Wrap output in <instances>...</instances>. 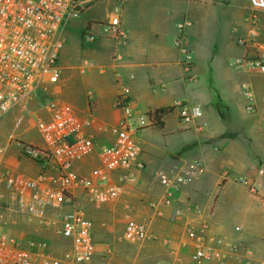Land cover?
Listing matches in <instances>:
<instances>
[{
  "label": "crops",
  "instance_id": "obj_1",
  "mask_svg": "<svg viewBox=\"0 0 264 264\" xmlns=\"http://www.w3.org/2000/svg\"><path fill=\"white\" fill-rule=\"evenodd\" d=\"M115 7L113 0H103L66 24L72 52L52 85L60 99L76 96V106L71 105L90 121V133L99 144L113 143L111 128L125 116L115 107L121 93L131 100L135 126L141 121L139 128L145 131L140 137L145 170L134 171V182L124 180V170L111 175L122 189L116 203H97L79 191L93 224L99 253L95 264H113L115 259H121L120 264H194V245L186 230L190 225L200 229L203 223L208 225L206 235L224 241L220 255H212L206 264H264V150L256 154L255 160L261 159L254 165L245 160L240 144L246 138L230 134L244 131L240 116L250 104L260 112L255 121L260 124L258 133L264 124V74L236 65L264 52V12L258 14L260 36L243 46L238 39L248 34L249 0H127L121 10ZM114 16L120 17L126 34L121 47L106 31ZM181 22L188 23L190 68L175 46ZM86 32L95 36V42L83 40ZM82 47L81 72L87 74L78 82L76 68L69 64L76 62ZM84 86L95 96L92 109ZM244 86L253 93L251 101L244 96ZM180 103L201 105L202 117L181 121L176 108ZM160 109L172 110L163 118L164 128L155 129L148 114ZM190 161H202L205 173L182 185L172 205H162L168 186L158 174L174 179ZM28 165L26 170L36 176L40 167ZM97 165V158L88 157L77 162L74 171L85 175ZM191 207H199L202 214ZM128 217L147 224L156 239L126 241ZM233 245H239L235 252Z\"/></svg>",
  "mask_w": 264,
  "mask_h": 264
},
{
  "label": "built area",
  "instance_id": "obj_2",
  "mask_svg": "<svg viewBox=\"0 0 264 264\" xmlns=\"http://www.w3.org/2000/svg\"><path fill=\"white\" fill-rule=\"evenodd\" d=\"M103 0H0V121L9 113L27 112L39 95L48 92L60 77L59 58L63 50L66 24L81 17L86 8ZM115 10H121L127 0H113ZM250 13L246 18L248 34L238 43L246 46L260 36L259 13L264 12V0H249ZM187 22L178 24L175 46L181 51L182 63L191 67L187 48ZM117 47L125 45V32L120 17L114 16L106 29ZM83 40L95 42L86 32ZM264 74V52L236 62ZM244 96L253 99L250 88L244 86ZM89 108L95 103L93 92L87 93ZM115 107L125 116L111 128L115 139L112 144H99L90 133V121L82 118L77 109L55 95L39 104L31 112L33 126L41 143L34 144L11 136L21 157L39 166L36 176H28L12 168L7 159V147L0 145V220L10 222L12 214L23 215L43 231L58 238L61 249L54 254L47 239L39 238L25 243L0 232V264H95L99 255L94 238L93 224L80 206L82 190L97 203H116L122 194L120 186L111 181L118 170L127 174L124 180L135 181L134 171L145 170L141 159L142 146L139 129L130 113L131 100L121 93ZM181 121L194 122L202 117V106L180 103L176 105ZM253 112V105H248ZM20 120L18 121V123ZM88 157H95L98 165L87 174L79 175L74 166ZM202 161L185 163L174 179L160 172L158 177L167 187L162 205H172L182 185L197 180L205 173ZM264 172V164L262 165ZM245 183L244 181L242 182ZM68 209L67 213H59ZM202 214L199 207L190 208ZM6 212H10L5 219ZM159 214V213H158ZM14 222V221H11ZM207 223L198 229L188 226L187 235L193 241L194 264H206L212 255L219 256L221 238L206 235ZM126 241L136 244L156 239L149 226L128 217L124 231ZM239 245H233L234 252Z\"/></svg>",
  "mask_w": 264,
  "mask_h": 264
},
{
  "label": "rangeland",
  "instance_id": "obj_3",
  "mask_svg": "<svg viewBox=\"0 0 264 264\" xmlns=\"http://www.w3.org/2000/svg\"><path fill=\"white\" fill-rule=\"evenodd\" d=\"M69 32L65 29L64 31V40L65 44L63 47V50L61 52L60 58H59V66L66 67V59L68 54L72 52V50L69 48L71 43L69 40ZM68 38V39H67ZM81 50V52H80ZM78 50L79 53H77L76 57L77 60L75 63H70L69 66H75L76 73H77V80L78 82L82 81V78H84L87 74V70L85 73L81 72V68L83 67L84 63V54H83V47ZM209 75V74H208ZM208 75L206 74L205 80L207 81ZM89 87L84 86L83 87V95L85 96L89 91ZM54 96L52 87L49 88L48 92H45L41 95H39L38 99L34 101L31 106L28 108L27 112L23 111H17L13 113H9L6 117H4L0 121V145L3 147H7V159L9 161V164L12 168L15 170L24 173L28 176H31L32 172L26 170L29 169V166L27 164L31 163L26 158L21 157L19 150L17 146L15 145V142H13L11 145H9V140L11 136H16L21 140H25L28 142H32L34 144H38L41 141V138L38 134V132L32 128L33 126V118L31 116V112L36 110L39 107V104L48 101L50 98ZM69 99L62 96L61 99L63 101H66L74 106H76L77 102L75 101L76 96H74L73 93L68 95ZM86 98V97H85ZM246 110V111H245ZM243 113L240 116L241 121L244 122L243 128L244 131L236 132V130H232L230 134H235L243 141L244 138L246 140L244 142H240L243 151L245 152V160L252 162V164L257 165L261 159L259 158L258 161L255 160L257 157L256 154L261 151V149L264 150V124L261 125V133H258V128L260 127L259 123H256L257 116L260 115V112L254 109L253 112L248 111L245 109ZM233 115H236V112H233ZM20 122L18 123V121ZM250 122V123H249ZM141 121L138 122L136 128L139 129L138 131V140L141 144L140 137L141 134L144 131V129L139 128ZM240 129V130H242ZM142 145V144H141ZM27 163V164H26ZM259 168V166H257ZM84 203L85 201L80 199V206L84 209ZM85 210V209H84ZM10 212H6L5 219L9 217ZM90 218V217H89ZM11 221L14 222H8L5 223L0 220V232L6 233L8 237L14 238L19 242L25 243L29 240L33 239H39L44 238L47 239L50 243V247L54 250V254L60 253V245L58 238L51 234V236H47L45 231L40 229L37 224L35 223H29L26 218L21 214H12L11 215ZM110 258L107 261H111ZM121 259H115L113 260V264H120Z\"/></svg>",
  "mask_w": 264,
  "mask_h": 264
},
{
  "label": "trees",
  "instance_id": "obj_4",
  "mask_svg": "<svg viewBox=\"0 0 264 264\" xmlns=\"http://www.w3.org/2000/svg\"><path fill=\"white\" fill-rule=\"evenodd\" d=\"M171 110L172 109H160V110H156L154 112L149 113L148 118L151 122L150 127L155 128V129H163L164 128L163 118Z\"/></svg>",
  "mask_w": 264,
  "mask_h": 264
}]
</instances>
